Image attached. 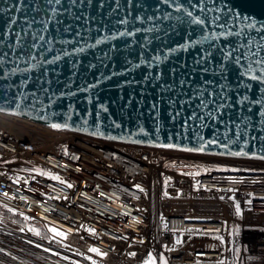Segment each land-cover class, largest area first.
Returning a JSON list of instances; mask_svg holds the SVG:
<instances>
[{
	"label": "built area",
	"instance_id": "1",
	"mask_svg": "<svg viewBox=\"0 0 264 264\" xmlns=\"http://www.w3.org/2000/svg\"><path fill=\"white\" fill-rule=\"evenodd\" d=\"M0 205L24 218L0 211V264H144L149 253L156 264H264L260 159L114 141L3 111Z\"/></svg>",
	"mask_w": 264,
	"mask_h": 264
},
{
	"label": "water",
	"instance_id": "2",
	"mask_svg": "<svg viewBox=\"0 0 264 264\" xmlns=\"http://www.w3.org/2000/svg\"><path fill=\"white\" fill-rule=\"evenodd\" d=\"M62 3L66 7L68 0ZM100 3L93 0L91 5L72 7L70 12L53 17L50 10H45L49 6L44 0H10L7 4L0 0L3 8L15 5L13 10L0 13V53H8L0 66V108L4 112L50 125L66 124L61 128L104 139L155 147L174 144L177 147L172 149L178 150L197 148L216 139L227 143L228 148L208 144L204 152L196 153L264 160L260 158L264 157V117L260 115L264 109L249 102L264 95L260 92L264 84L242 77L243 64L222 59L227 50L238 46H243L240 52L247 51L250 40L257 42L252 50H258L264 36L260 27L264 25V0H217L225 13H236L231 31L240 35L220 36L211 48L208 42L192 43L212 32L211 26L202 32L203 26L182 24L172 28L174 21L149 20L148 16L160 17L166 12L181 15L158 0H132L131 4L119 0V8L117 0H104L102 8ZM55 7L61 11V6ZM77 15L79 20L75 19ZM245 16L250 19L243 21ZM121 19L129 22L117 23ZM57 20L61 22L57 24ZM252 20L259 32L244 29ZM229 23H233L231 18ZM154 25L157 31H145ZM120 32L133 34L120 36ZM34 38L36 46L32 47ZM182 45L190 46L184 50ZM81 48L83 51H78ZM174 48L179 50L172 52ZM205 50L212 53L211 57L202 65L196 64ZM259 55L264 56V51ZM221 64L228 68L226 81L212 72ZM204 68L209 71L204 72ZM4 72L11 74L5 76ZM205 81L230 85L226 94L232 107L222 109L218 120L191 119L193 113L199 117L205 112L199 106L198 90L208 88L205 99L214 91ZM241 82L250 83L252 88L245 93L239 87ZM245 94L249 101L237 104ZM237 151L247 155L228 154Z\"/></svg>",
	"mask_w": 264,
	"mask_h": 264
},
{
	"label": "snow or ice",
	"instance_id": "3",
	"mask_svg": "<svg viewBox=\"0 0 264 264\" xmlns=\"http://www.w3.org/2000/svg\"><path fill=\"white\" fill-rule=\"evenodd\" d=\"M10 0H3V3H9ZM93 0H68L67 6L65 7L62 3V0H44V3L49 6L48 9H45L46 11L50 10L53 17L61 15L66 12H70L72 7H80L82 8L85 4L91 5ZM159 3L168 5L169 7H174V11L181 13V15H176L174 16L172 12H166L160 17H152L148 16L147 18L149 20H166V21H174V24H170V27L175 28L176 25H182V24H187L189 26L191 25H196V26H203L201 27V31L203 32L205 28L211 26L213 29L212 32H209L207 35L202 36L201 41H193V44L196 43H204L208 42L209 48H211L214 44V41L218 39L220 36H229V35H240V33H233L231 31L233 24L235 20L238 18L236 13L234 12H227L225 13L223 11V8L218 6L217 0H198V3L193 2V0H187V3H182L181 0H158ZM128 3L131 4L132 0H128ZM55 6H61V11H58ZM101 8L104 7V0H101V3L99 5ZM15 5H12L9 8H3L0 7V13H7L13 8ZM117 8H119V0H117ZM159 11V9H157ZM199 14H196V13ZM216 13V14H213ZM130 14V13H129ZM81 17L77 15L75 19L79 20ZM229 18L232 19L233 23H229ZM138 19H143V18H138ZM250 18L245 16L242 18L243 21H248ZM223 21V22H221ZM34 22V21H33ZM61 21L57 20L56 23L59 24ZM129 21L127 19H121L117 23L120 24H127ZM15 23V21H13ZM261 28H264V25L260 26ZM228 29V31H222L219 33H216L214 30L215 29ZM244 29H255L257 32L260 31V28H257V24L255 20H252L251 23H245ZM244 29L241 31L243 32ZM67 30V29H66ZM157 27L154 25L153 28L146 29L145 31L147 32H154L157 31ZM137 31H140L137 29ZM133 33H125V32H120V36L124 35H132ZM79 35V33H78ZM83 38V37H81ZM41 41L44 40V37L41 36L39 37ZM100 41H97L99 43ZM254 43H257L256 41L250 40L247 45V51L245 52H240L239 48L243 46H238L237 48L229 49L227 50L223 56L222 59L224 61H230V59H234V62L237 64H243L244 67V72L241 73V76H248L251 81L254 82H259L261 84H264V56H260L259 52L264 51V36L260 37L259 40V45H258V50L253 51L252 46ZM17 45L19 46V38H17ZM35 38H34V43L32 47H35ZM185 45H182L181 47L184 48V50H187V47ZM11 47V46H10ZM179 49H171L172 52H176ZM78 51H83V49H78ZM239 52L238 55H234L235 53ZM68 54V53H66ZM212 53L210 51L205 50V55L203 57L198 58L195 63L196 64H204V62L211 57ZM8 56L7 52L0 53V66L4 65L5 58ZM32 59H35V55L31 56ZM59 59V57H57ZM154 59L159 60V57H154ZM246 61V63H244ZM210 62V61H209ZM48 63H52V61H49ZM15 70H13L14 72ZM204 72L209 71L208 68L203 69ZM213 75L214 76H219L220 80H227V72L228 68L225 64H221L218 67H214L212 69ZM11 73L4 72V75H9ZM181 85L185 83V81L180 82ZM212 85L214 91L211 93H208L209 99H205V93L208 92V88L204 87L202 89L198 90L199 93V98H200V107L205 110L204 115H201L199 117L196 116L195 113H193V116L191 119H200L203 121L205 118L208 120H218V118L221 116V110L225 108H231L232 105L228 102L230 100V97L226 94L227 91L230 88V85L227 83H220V84H213L212 81H205V85ZM240 88H243L245 90V93H247L251 88L252 85L245 84V83H240L239 84ZM218 89V90H217ZM260 92L264 94V87L260 88ZM239 96V93H238ZM245 101H249V96L247 94L243 95L242 97H239L237 99V104L243 105ZM252 104H260L262 106V109H264V95H261V97L257 100L249 101ZM210 105H214L213 107H209ZM251 111V108L248 109ZM5 111V109L0 108V112ZM176 115H179L177 112ZM260 115L264 117V110L260 112ZM242 120L247 119L245 117H241ZM187 123V121H185ZM264 123V121H262ZM118 126V125H117ZM51 127L53 129H60L61 127H67V125H61V124H52ZM239 127V126H237ZM240 133H238L239 135ZM255 139V137L253 138ZM261 139H264V137H261ZM208 144H217L219 147L222 148H228L227 143H220L218 140L213 139L209 140L206 143H202L199 147L197 148H183L181 150L183 151H190V152H204L205 148L207 147ZM159 147H164V148H174L177 147V145L174 144H161L158 145ZM232 156H245L247 153L243 151H237V152H231L228 153ZM221 155H224V153H221ZM261 159H264V157H260ZM69 188L72 187L71 184L68 185ZM223 199V197H221ZM237 208V214H239V205H236ZM23 231V229H21ZM54 233L57 235H63L62 233L56 232L55 229H52ZM39 235V233H37ZM31 243V241H29ZM177 243H180L178 240ZM36 247H41V245L37 244ZM4 249L0 248V252H3ZM45 251H49L48 249H45ZM90 251L95 252L97 254L104 255L99 252V249L92 248ZM132 255H135V253H132ZM144 264H156V258L152 256L151 253L148 255V259L144 261ZM161 264H167V261H164L161 258Z\"/></svg>",
	"mask_w": 264,
	"mask_h": 264
},
{
	"label": "trees",
	"instance_id": "4",
	"mask_svg": "<svg viewBox=\"0 0 264 264\" xmlns=\"http://www.w3.org/2000/svg\"><path fill=\"white\" fill-rule=\"evenodd\" d=\"M0 211H2V212H4V213H7V214H9V215H11V216H13V217L19 219V220H24V218H23L21 215H19V214H17V213H14V212H12V211H10V210H8V209H6V208H4V207L1 206V205H0Z\"/></svg>",
	"mask_w": 264,
	"mask_h": 264
}]
</instances>
